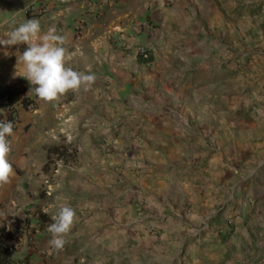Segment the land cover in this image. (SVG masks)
Listing matches in <instances>:
<instances>
[{"label":"crops","instance_id":"0c3cea01","mask_svg":"<svg viewBox=\"0 0 264 264\" xmlns=\"http://www.w3.org/2000/svg\"><path fill=\"white\" fill-rule=\"evenodd\" d=\"M220 8L219 0H0V40L37 19L42 34L54 27L66 38V67L96 76L88 91L45 104L15 75L25 45L0 44V91L21 83L34 107L18 108L7 138L15 174L0 186V226L20 236L13 264H264V184L236 178L234 143L218 144L234 132L248 140L264 122V96L253 101L264 95V25L238 40L233 22L230 38L210 34L222 15L236 17L233 2ZM235 41L244 46L237 60ZM236 64L260 72V87L248 81L235 96ZM223 74L233 94L220 99ZM43 170L49 198L39 192ZM61 205L75 209L76 221L65 247L50 252L47 227Z\"/></svg>","mask_w":264,"mask_h":264},{"label":"clouds","instance_id":"9594fccd","mask_svg":"<svg viewBox=\"0 0 264 264\" xmlns=\"http://www.w3.org/2000/svg\"><path fill=\"white\" fill-rule=\"evenodd\" d=\"M0 40L5 46L25 45V50L17 53L16 73L32 86L29 95L34 94L39 101L50 104L58 101L68 92L88 91L96 81L94 74H85L66 67L68 50L64 47L65 37L57 34L54 27L41 33L37 19H28ZM13 135L11 122H0V186L7 185L14 176V169L8 160L11 151L7 137ZM48 210L45 209V212ZM53 223L47 227L51 234L48 241L50 252L61 251L66 244L65 237L71 232L76 221L75 209L61 205L51 216Z\"/></svg>","mask_w":264,"mask_h":264},{"label":"rangeland","instance_id":"374dc122","mask_svg":"<svg viewBox=\"0 0 264 264\" xmlns=\"http://www.w3.org/2000/svg\"><path fill=\"white\" fill-rule=\"evenodd\" d=\"M214 2V1H213ZM234 3L235 5V13H236V17L234 18L233 21H231L230 19H227V17H224V15H222L223 17H220V19L217 22V27L213 28V32L210 31V34L213 35H218L219 37H228L229 36V30L231 24L230 22H233V24L236 26V29H239V35H235V39L238 40L239 36L244 34L247 35L248 31H250L251 29H254L255 31L261 29L264 25V0H219L220 5L223 6V9L220 8V12L221 14H223L224 12L227 13V10H230V3ZM215 3V2H214ZM244 15V18H242V16ZM229 25V26H227ZM208 30H210V28H208ZM236 42V41H235ZM244 46L243 45H238L236 42V47H235V60H237V58L241 57V52L244 51L243 50ZM256 49H259V47H255L252 49V54H250V59L254 62V67L259 68L262 65L258 63L256 57ZM256 50V51H255ZM223 52L221 51V49H218L217 51V58L220 60V63H222L224 66L227 65L226 62V58L225 56H222ZM253 58L255 60H253ZM248 64V63H246ZM243 65H235V73H234V77H235V92L234 95L235 96H239L242 94V92L238 93L237 90L241 89L248 81L250 82L249 84H247V86H249V88H259L260 87V80L263 78V75L260 74V72L258 74H256V70L253 68L252 65L249 66V68H252L253 71H247V69H243L242 67ZM245 66V64H244ZM251 73L252 75L247 76L248 73ZM219 80H220V85L223 86L222 91L219 94V98L221 99L222 97L225 98L228 95H231L233 93H227V88L225 87L226 85V74H223L222 76H219ZM263 82V81H262ZM247 88V87H246ZM257 98L253 99V101L256 104H260L261 103V99L259 98L261 95L264 96L261 92H257ZM243 95V94H242ZM260 99V100H259ZM252 111V110H251ZM245 116L247 117V113L245 114ZM251 116V121L252 117H254V115L250 114ZM238 119L240 118L239 116L237 117ZM242 119V118H240ZM254 130L256 131H252L250 134V138L247 140L246 139V135L239 133V132H234V133H228L226 136V139L223 141H219V149L221 148H225L228 145H230V142L232 141L234 143L235 149L232 150V148H230V151H232L234 153V156L232 157L231 160L234 159V167L238 170L236 173H234V176L237 178L238 176H242V177H248L249 179H257V183L259 185L264 184V136L261 137V133H264V122L263 123H259L257 124V128H255ZM63 135H66V133H64ZM261 137V138H260ZM64 143L66 146H68L69 150L71 153H73L74 158H78L79 156V149H78V145L70 146V142L71 141L69 138H67V136H65V138H63ZM244 143L246 145H248L249 147L252 146L253 150L252 151H248V150H242L239 151V147L241 145V143ZM62 141L60 140L58 142V144L60 145V147H62ZM255 146H258V148L255 150ZM229 158H231V156H229ZM258 165H260V167H258ZM256 168H259V170H256ZM44 173V178L42 181V185L41 188L39 190V192L41 194H43V196H45V198H49V196L51 195L50 193V186L52 185V180L50 177V173L47 172V170H43ZM247 178V179H248ZM259 189V188H258ZM257 189V190H258ZM263 189V188H262ZM43 199V198H41ZM264 199H262L263 201ZM50 200H47L45 202L49 203ZM251 206H255V202L252 201V205ZM246 211V210H245ZM223 211H218V214L221 215L223 214ZM2 215H6V213L2 214ZM27 215V214H26ZM28 215H32L31 213H29L28 211ZM17 220V219H16ZM203 224L200 225V227ZM22 227V226H21ZM198 226V229L200 228ZM193 228H197V225ZM196 233V232H195ZM16 236L19 238V234H16ZM188 263V262H187Z\"/></svg>","mask_w":264,"mask_h":264},{"label":"trees","instance_id":"16d2710c","mask_svg":"<svg viewBox=\"0 0 264 264\" xmlns=\"http://www.w3.org/2000/svg\"><path fill=\"white\" fill-rule=\"evenodd\" d=\"M35 16V15H34ZM26 93V89L20 85V83H14L13 85L7 87L6 89L0 91V99L4 100L6 107L10 110V116L7 117V120H11L12 114L17 115L18 108H25L29 103H32L31 99L28 96H23L21 102H19L21 95ZM2 106L5 105L2 103ZM16 105V107H15ZM1 122V121H0ZM8 138V137H7ZM54 153L58 157L63 159L64 163L68 162L71 156L65 154L63 150L56 149ZM41 195V194H40ZM28 215V212L26 213ZM38 220L42 224L50 222L51 213L39 212ZM25 224L29 225V219L26 218ZM18 244L17 236L12 235L10 232H6L3 226H0V264H13L9 258L10 251Z\"/></svg>","mask_w":264,"mask_h":264},{"label":"built area","instance_id":"2783aa9c","mask_svg":"<svg viewBox=\"0 0 264 264\" xmlns=\"http://www.w3.org/2000/svg\"><path fill=\"white\" fill-rule=\"evenodd\" d=\"M103 1H104V2H109V1H111V0H103ZM170 1H173V0H170ZM144 27H145L146 29H149V28H150V26H149L148 24H144ZM137 54H138L139 56H141L142 58H144V59H147V58H148V51H147V49H146L145 47H139V48L137 49ZM20 85L22 86L21 83H20ZM23 96H26V93H23V95H21L19 102L22 101ZM0 103H1V104L3 103V104L5 105V102H4V100H2V99H0ZM1 104H0V105H1ZM1 106H2V105H1ZM2 107L4 108V112L2 113V111L0 110V121H1V122H11V123L13 124V129H14V128L16 127L17 115L12 114V116H11V120H7V117L10 116V110L8 109V107H6V105H5V107H4V106H2ZM15 107H16V105H15ZM0 108H1V107H0ZM1 109H2V108H1ZM24 109H25L26 111H29V112L33 111V109H34L33 104H32V103H29ZM6 232H8V231H6Z\"/></svg>","mask_w":264,"mask_h":264}]
</instances>
